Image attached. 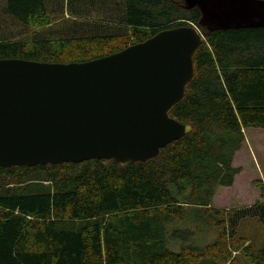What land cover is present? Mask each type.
I'll list each match as a JSON object with an SVG mask.
<instances>
[{"label": "trees", "instance_id": "obj_1", "mask_svg": "<svg viewBox=\"0 0 264 264\" xmlns=\"http://www.w3.org/2000/svg\"><path fill=\"white\" fill-rule=\"evenodd\" d=\"M106 1L114 18L102 22ZM199 18L183 0H1L0 58L85 61L182 24L203 30L204 41L169 109L191 130L156 157L0 167V264H236L232 250L245 241L239 220L264 224V184L253 181L261 198L253 204L211 202L240 171L231 161L243 129L264 128V26L207 30ZM205 212L221 227L212 242L199 247L174 236L182 233L177 220ZM241 250L250 264H264V246Z\"/></svg>", "mask_w": 264, "mask_h": 264}, {"label": "water", "instance_id": "obj_2", "mask_svg": "<svg viewBox=\"0 0 264 264\" xmlns=\"http://www.w3.org/2000/svg\"><path fill=\"white\" fill-rule=\"evenodd\" d=\"M207 30L264 26V0H183ZM204 41L194 24L85 61L0 58V167L156 157L191 130L169 114Z\"/></svg>", "mask_w": 264, "mask_h": 264}, {"label": "rangeland", "instance_id": "obj_3", "mask_svg": "<svg viewBox=\"0 0 264 264\" xmlns=\"http://www.w3.org/2000/svg\"><path fill=\"white\" fill-rule=\"evenodd\" d=\"M107 2V1H106ZM108 4V2H107ZM1 5V0H0ZM112 3L108 4L107 10L98 16L102 22L105 20H112V15L108 14L109 7H112ZM85 14H81V17ZM87 13L89 20L95 19V15ZM68 14L61 15L57 13L54 15L57 20H62L67 17ZM110 16V17H109ZM86 17V18H87ZM244 141L239 150H237L232 158L231 164L238 166L240 171L234 175L233 183L229 186L219 185L216 188L215 194L212 197L211 205L219 208L233 209L240 208L245 205L253 204L256 200H260V190L253 184L254 180L260 179L264 184V128L261 127H246L243 129ZM186 210V214L193 213ZM192 210V209H191ZM197 213V212H195ZM202 212L198 214L200 216ZM187 216V215H186ZM202 220L188 219L187 221L177 220L175 227L182 233L180 235H174L180 241L186 239L187 242L195 244L199 247H203L205 244L212 242L219 231L220 226L215 224V220L205 212L202 215ZM211 219L208 222L205 220ZM187 228L193 231L192 235L184 234ZM237 231L240 235L245 237L243 245L233 248L232 255L236 259V264H250L249 259L243 254L241 248L246 243L253 246H264V224L258 220L255 216L243 217L239 220L237 225ZM176 244H169L171 249H176ZM211 259L202 258L199 264H209Z\"/></svg>", "mask_w": 264, "mask_h": 264}]
</instances>
